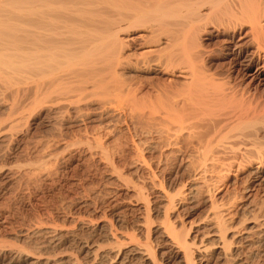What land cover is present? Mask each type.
Listing matches in <instances>:
<instances>
[{"label":"rangeland","instance_id":"rangeland-1","mask_svg":"<svg viewBox=\"0 0 264 264\" xmlns=\"http://www.w3.org/2000/svg\"><path fill=\"white\" fill-rule=\"evenodd\" d=\"M167 51L160 52L165 61L179 52ZM138 58L137 67L120 73L116 88L125 90L120 97L112 95L114 91L106 96L100 91L80 104L32 108L27 92L19 99L14 94L18 87L27 88L29 74L0 78V264H147L130 252L145 244L159 264H184L182 255L169 245L165 226L176 227L190 242L203 239L208 245L206 252L194 253L200 259L195 264H264L263 233L241 241L223 262L211 253L215 242L205 220L208 200L216 197L231 206L226 218L232 230L229 237L244 239L254 216L259 218L251 227L263 230L264 176L246 182L244 175L237 184L233 176L228 188L223 182L210 183V192L202 181L193 183L197 154H186L174 144L173 132L167 131L176 124L161 116L163 107L172 115L184 104L177 108L166 102L159 91L171 87L169 76L148 69ZM230 62L223 60L225 68H218L223 76L231 72ZM240 68H235L236 84L250 86V96L262 111L264 80H251ZM194 119L189 123L199 128L203 119L200 123ZM262 134L254 155L264 162ZM181 191L188 195L185 200L169 205L165 195Z\"/></svg>","mask_w":264,"mask_h":264},{"label":"bare ground","instance_id":"bare-ground-1","mask_svg":"<svg viewBox=\"0 0 264 264\" xmlns=\"http://www.w3.org/2000/svg\"><path fill=\"white\" fill-rule=\"evenodd\" d=\"M167 49L177 54L170 56ZM164 50L169 60L161 55ZM139 55L148 69L169 76L167 85L171 87L159 91L165 94L166 102H173L177 108L184 104L183 110L176 109L172 115L163 107L161 116L165 117L160 118L176 124L167 132H173L177 147L186 154H197L193 183L202 181L210 192V183L223 182L228 188L244 175L246 182L264 176V162L254 155L259 152L258 141L264 133V109L259 110L257 99L250 96V86L234 80L238 66L251 80H264V0H0V78L4 80V74H29L27 90L18 87L14 94L18 98L27 92L32 108L80 104L95 92L102 94L100 91L122 95L125 90L116 88L120 73L137 67L134 60ZM228 59L231 72L223 76L218 68L222 69V61ZM159 100L167 104L163 98ZM203 117H208L206 123ZM193 118L199 123L203 119L199 128L189 123ZM262 145L259 143V147ZM186 195L181 191L165 197L172 206L185 200ZM208 202L205 220L211 224L210 237L215 242L211 253L219 260L224 262L250 235L264 234V229L254 231L256 227H251L259 218L254 216L244 239L229 237L232 230L226 218L230 216V204L216 197ZM164 233L184 264H195L200 259L194 253L207 251L203 239L198 244L190 242L176 227L165 226ZM146 245L133 246L130 252L147 264H159Z\"/></svg>","mask_w":264,"mask_h":264}]
</instances>
